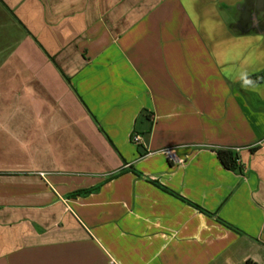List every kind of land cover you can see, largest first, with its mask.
<instances>
[{"label":"crops","instance_id":"obj_1","mask_svg":"<svg viewBox=\"0 0 264 264\" xmlns=\"http://www.w3.org/2000/svg\"><path fill=\"white\" fill-rule=\"evenodd\" d=\"M257 3L0 0V264H264Z\"/></svg>","mask_w":264,"mask_h":264},{"label":"trees","instance_id":"obj_2","mask_svg":"<svg viewBox=\"0 0 264 264\" xmlns=\"http://www.w3.org/2000/svg\"><path fill=\"white\" fill-rule=\"evenodd\" d=\"M256 79H257V82L262 81L261 80L262 77H257ZM247 81L250 82L251 81L250 78L247 79ZM217 155H218L219 160L221 161V163L227 170L242 173V168L239 165V159L234 154V152L229 151V150H221L217 152ZM88 194L89 192L86 191V192L77 193L76 195L78 196V195H88Z\"/></svg>","mask_w":264,"mask_h":264},{"label":"built area","instance_id":"obj_3","mask_svg":"<svg viewBox=\"0 0 264 264\" xmlns=\"http://www.w3.org/2000/svg\"><path fill=\"white\" fill-rule=\"evenodd\" d=\"M142 138L141 136H135L133 138V141L137 144H139L141 142ZM170 162H174V163H181L183 162V160L181 159V157H179L178 153L175 150H165L162 153Z\"/></svg>","mask_w":264,"mask_h":264},{"label":"flooded vegetation","instance_id":"obj_4","mask_svg":"<svg viewBox=\"0 0 264 264\" xmlns=\"http://www.w3.org/2000/svg\"><path fill=\"white\" fill-rule=\"evenodd\" d=\"M257 4H258L259 8L262 10L263 16H264V0H258Z\"/></svg>","mask_w":264,"mask_h":264}]
</instances>
